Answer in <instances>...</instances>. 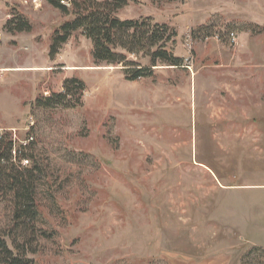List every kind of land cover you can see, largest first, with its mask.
Listing matches in <instances>:
<instances>
[{"label": "rangeland", "instance_id": "rangeland-1", "mask_svg": "<svg viewBox=\"0 0 264 264\" xmlns=\"http://www.w3.org/2000/svg\"><path fill=\"white\" fill-rule=\"evenodd\" d=\"M116 16L166 26L165 49L183 66L129 82L122 66L95 63L80 31L51 60L52 36L73 16L0 0V131L25 144L32 129L48 176L28 257L264 264L254 251L264 250V0H132ZM15 17L30 31L11 33ZM67 79L84 84L77 107L35 106ZM7 218L0 206V226Z\"/></svg>", "mask_w": 264, "mask_h": 264}, {"label": "trees", "instance_id": "trees-1", "mask_svg": "<svg viewBox=\"0 0 264 264\" xmlns=\"http://www.w3.org/2000/svg\"><path fill=\"white\" fill-rule=\"evenodd\" d=\"M63 15L73 18L62 24L53 34L49 58L53 60L74 32L80 31L93 45L92 56L96 64L122 66L129 82L151 78L159 66L182 67L165 49L166 26L152 24L149 19H120L116 12L132 0H45ZM180 1V0H151ZM66 2V3H65ZM11 33L29 32V24L21 17L8 21ZM141 55L149 60V66L139 65L128 56ZM82 93L84 84L77 79H67L63 90L35 102L44 110L74 109L79 100L74 93ZM32 129L24 143L16 142L8 131H0V206L8 211L7 222L0 226V264H34L28 254L36 249L38 189L45 184V167L35 155ZM46 234H41L45 237ZM264 255V250L254 248Z\"/></svg>", "mask_w": 264, "mask_h": 264}, {"label": "crops", "instance_id": "crops-1", "mask_svg": "<svg viewBox=\"0 0 264 264\" xmlns=\"http://www.w3.org/2000/svg\"><path fill=\"white\" fill-rule=\"evenodd\" d=\"M248 188H251V187H248ZM216 189H217V188H216ZM229 190H230V189H226V190L224 189V191H229Z\"/></svg>", "mask_w": 264, "mask_h": 264}, {"label": "built area", "instance_id": "built-area-1", "mask_svg": "<svg viewBox=\"0 0 264 264\" xmlns=\"http://www.w3.org/2000/svg\"><path fill=\"white\" fill-rule=\"evenodd\" d=\"M35 2H36V1H35ZM35 2H34V3H35Z\"/></svg>", "mask_w": 264, "mask_h": 264}]
</instances>
